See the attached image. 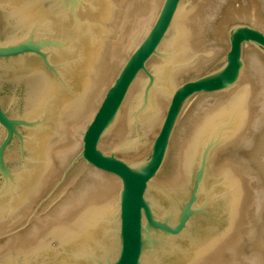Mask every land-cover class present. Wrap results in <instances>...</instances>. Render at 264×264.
<instances>
[{
  "label": "water",
  "instance_id": "95a60500",
  "mask_svg": "<svg viewBox=\"0 0 264 264\" xmlns=\"http://www.w3.org/2000/svg\"><path fill=\"white\" fill-rule=\"evenodd\" d=\"M217 0H0V264H245L256 190L189 80Z\"/></svg>",
  "mask_w": 264,
  "mask_h": 264
},
{
  "label": "bare ground",
  "instance_id": "6f19581e",
  "mask_svg": "<svg viewBox=\"0 0 264 264\" xmlns=\"http://www.w3.org/2000/svg\"><path fill=\"white\" fill-rule=\"evenodd\" d=\"M214 4L215 1L199 8L202 59L199 58L193 71H198L201 66L212 63L217 54L216 50L211 52L206 47L210 37H216L219 32L218 25H213L212 28L207 26L209 13ZM214 101L211 102L213 105L210 104L212 106L207 105L209 107L204 108L257 192L252 219H257L260 226L258 224L257 228H253L256 224H251L253 239L251 238L250 245L252 247H250L252 250L250 264H264V256H262L264 226L261 223V219L264 220V176H262L264 174H261L259 168L256 170V165L253 166L255 162L248 157L256 149L257 139L264 138V67L261 64H254L238 84L227 90L223 98L217 97ZM254 221L252 222L255 223Z\"/></svg>",
  "mask_w": 264,
  "mask_h": 264
},
{
  "label": "rangeland",
  "instance_id": "374dc122",
  "mask_svg": "<svg viewBox=\"0 0 264 264\" xmlns=\"http://www.w3.org/2000/svg\"><path fill=\"white\" fill-rule=\"evenodd\" d=\"M213 25H218L217 30H219V32L217 31L218 33L216 37H210V40L208 39L209 41H207L209 42V44L208 43L206 44L208 46L206 45L205 46L209 48L210 51L211 50L217 51L215 59L212 60V63L207 65L205 64L206 66L205 65L201 66L199 68L200 70L198 69V71L197 70L193 71L189 80L199 78L201 76L207 75L221 68V66L225 62V57L229 50L231 33L236 26L248 25L264 32V0H217L215 1V4L211 8L209 13V18L207 20L208 27L212 28ZM200 59H202L201 55H200ZM243 62H244V69L242 72L243 76L241 75L239 82L241 81L242 77H244V75L247 74L248 71H250V69H252V66L254 64L256 65L261 64L262 67H264V50L251 44L245 45L243 50ZM226 92L227 91L215 93V94H206V95H197V96L201 101V103L203 104V106L205 107L207 105L212 106L213 104L211 102L214 101V99H217V97L218 99L223 98ZM221 95H223V97ZM257 141L258 142L255 147L256 149L253 150V152L250 153L248 157H250L249 160L256 163V164L253 163V166L256 165L255 166L256 170H258L259 168V170H261V174H264L263 172L264 171V146H263L264 138L263 139L260 138V140L257 139ZM253 153L254 155H252ZM246 159L248 162L249 161L248 158ZM254 220L255 218L252 219V221ZM254 222L255 223L252 222L251 224L252 225L256 224L253 225V228H257L259 222H257V219ZM261 223L264 226V220L261 219ZM251 232L253 233V230L250 231L251 237L249 235L245 264H247L248 262H249L248 264H250L252 259L251 256L252 250L250 249L251 247L250 245L253 238ZM263 253H264V246H263L262 256H264Z\"/></svg>",
  "mask_w": 264,
  "mask_h": 264
}]
</instances>
